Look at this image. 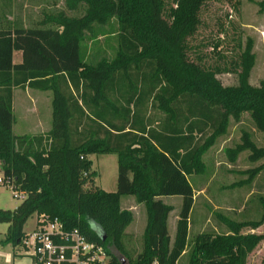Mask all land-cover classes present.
<instances>
[{
	"label": "trees",
	"instance_id": "16d2710c",
	"mask_svg": "<svg viewBox=\"0 0 264 264\" xmlns=\"http://www.w3.org/2000/svg\"><path fill=\"white\" fill-rule=\"evenodd\" d=\"M210 1L64 0L27 26L0 18V164L5 179L27 194L15 209L0 208V223L9 224L4 245L17 248L28 220L46 214L102 244L111 264H179L185 255L188 264H248L264 235L244 230L264 223V196L258 220L226 219V231L191 237L190 177L207 171L206 153L244 115L264 140V81H250L254 43L238 37L233 57L212 43L220 60L209 57L198 37ZM257 3L264 11V0ZM178 5L184 16L175 17ZM226 72L237 74L235 85L223 84L219 74ZM28 88L52 91V125L16 134L14 93ZM224 150L231 162L244 151L252 162L264 160V145L245 128ZM95 154L117 155L116 191L96 184ZM258 170L264 161L247 181ZM124 196L146 207L135 259L126 240L135 215ZM172 196L182 200L174 236V207L163 200Z\"/></svg>",
	"mask_w": 264,
	"mask_h": 264
},
{
	"label": "rangeland",
	"instance_id": "374dc122",
	"mask_svg": "<svg viewBox=\"0 0 264 264\" xmlns=\"http://www.w3.org/2000/svg\"><path fill=\"white\" fill-rule=\"evenodd\" d=\"M16 3L26 1L35 5L31 12L39 17V11H57L64 7V0H41V7L37 0H14ZM261 0H213L203 7L202 26L198 41L204 45L205 53L216 60H220L218 53L211 49L212 43L220 45V52L225 56L233 57L238 52V37L245 43L251 38L254 43L256 64L252 70L250 81L253 85H259L264 81V11H260L257 2ZM176 15L184 16L183 7L176 6ZM173 24V23H172ZM234 48V49H233ZM15 60L19 61L21 52H15ZM231 53V54H230ZM219 78L224 85H235L238 82L237 74L221 73ZM38 90V91H35ZM42 91V92H39ZM30 92V93H29ZM42 94V97H37ZM48 94V95H47ZM52 91L29 89V91L17 90V96L21 95V101L17 106L15 116L17 122L14 125L16 134L40 132L39 118L49 127L52 125L53 95ZM44 97V99H42ZM28 103L33 116L28 115L23 104ZM27 110V109H26ZM42 119V121H44ZM249 130L258 145H264L262 134L256 130L248 115H244L242 123L231 121L227 133L220 136L215 146L204 156L206 172L194 174L190 180L197 193L192 218L194 222L203 221L200 232L226 231L225 220L236 222L245 220H258L262 215V207L259 201L264 196V170H258L248 180L250 171L258 167L264 160L252 162L248 159L249 151L242 152L236 162H231L225 154V148H232L241 141L242 129ZM93 168L97 171L96 184L106 191H116L118 177V159L116 154H95L91 156ZM203 189V192H199ZM133 197V196H132ZM130 198V197H125ZM134 198V197H133ZM169 202V199H167ZM22 199L13 196V190L5 186L0 187V208L15 209L22 203ZM125 202V201H124ZM137 203V202H136ZM141 204V203H140ZM126 205V202L124 203ZM146 207L142 204L140 209L134 211L135 220L126 231L127 248L132 259H135L143 248V232L145 226ZM173 216V215H172ZM35 214L28 220L25 230L30 231L35 225ZM216 228H215V227ZM8 223H0V263L4 264H31V257L20 252L19 247L12 244L4 245L2 240L8 232ZM245 232H255L264 235V223L255 229L245 228ZM198 231L192 229L193 238ZM189 258L183 256L179 264H188ZM248 264H264V238L260 244L250 253Z\"/></svg>",
	"mask_w": 264,
	"mask_h": 264
},
{
	"label": "built area",
	"instance_id": "2783aa9c",
	"mask_svg": "<svg viewBox=\"0 0 264 264\" xmlns=\"http://www.w3.org/2000/svg\"><path fill=\"white\" fill-rule=\"evenodd\" d=\"M1 186L12 189L15 198L24 200L27 196L25 191L5 179L0 164ZM35 216L33 229L26 231L18 246L21 253L31 257V264H111V255L106 248L88 240L78 228H68L46 214Z\"/></svg>",
	"mask_w": 264,
	"mask_h": 264
},
{
	"label": "crops",
	"instance_id": "0c3cea01",
	"mask_svg": "<svg viewBox=\"0 0 264 264\" xmlns=\"http://www.w3.org/2000/svg\"><path fill=\"white\" fill-rule=\"evenodd\" d=\"M33 7L34 8H37L36 5L28 4V2H26V1H21V2L16 3L14 0H0V18L3 21H5V20H8L9 21V20H14L15 19V20H17L19 22H23L24 25L27 26L28 25V22L35 21L38 18V17H35L34 16V13L33 12H31L33 10ZM18 51H20V50H18ZM20 52H21V58H20V60L19 61H16L14 59V61L16 63H19V62L22 61L23 54H22V51H20ZM15 54L16 53H14V58H15ZM23 91H29V88L26 89V90H23ZM35 91H38V90H35ZM16 92H17V90H15V93H14V108H15V110L17 108L16 107V102L18 101V103H17V106H18L19 103H20V101H21V95L17 96L18 99H16ZM39 92H42V91H39ZM37 97H42V94H37ZM42 99H44V97ZM28 105H29L28 103H24L23 104L24 111L28 115L33 116L32 111H29L28 110V108H31ZM42 119L39 118L38 125H39V128H40V132H38V133H43V132H45V131H47V130L50 129L49 123H48L49 121L47 120L45 122V120L43 119L44 121H42ZM16 122H17V118H16ZM38 133H35V134H38ZM20 134H29V133H20ZM203 191L204 190L201 189L199 192L201 193ZM126 197H130V198H125V196L122 197V205L125 208H130L134 212L135 210L140 209V205L142 207V203L141 204L138 203V202L136 203L135 198H133L132 196H126ZM196 197H197V193H196ZM167 199H169V202H168ZM163 200L166 203L172 204L173 207H174V209L170 213V217H169V232H170L171 236H174L175 228H176V221L178 219L179 210H180V206H181L182 200H181V197H179V196L163 197ZM124 201L126 202V205H124V203H125ZM192 213H193V211H192ZM145 215H146L145 216V219H146L145 226H146L147 213ZM202 223H203V221L199 222V224L196 223V222H194V220L192 218V214H191V221H190L191 230L195 227V231H198L196 233H199L200 232V229L202 228ZM145 226H144V229H145Z\"/></svg>",
	"mask_w": 264,
	"mask_h": 264
},
{
	"label": "water",
	"instance_id": "95a60500",
	"mask_svg": "<svg viewBox=\"0 0 264 264\" xmlns=\"http://www.w3.org/2000/svg\"><path fill=\"white\" fill-rule=\"evenodd\" d=\"M125 260H123V262H124Z\"/></svg>",
	"mask_w": 264,
	"mask_h": 264
}]
</instances>
